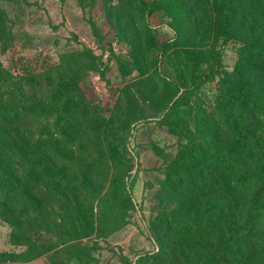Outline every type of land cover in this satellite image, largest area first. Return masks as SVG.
Masks as SVG:
<instances>
[{
    "label": "rangeland",
    "instance_id": "1",
    "mask_svg": "<svg viewBox=\"0 0 264 264\" xmlns=\"http://www.w3.org/2000/svg\"><path fill=\"white\" fill-rule=\"evenodd\" d=\"M0 100V264H264V0H0Z\"/></svg>",
    "mask_w": 264,
    "mask_h": 264
},
{
    "label": "trees",
    "instance_id": "2",
    "mask_svg": "<svg viewBox=\"0 0 264 264\" xmlns=\"http://www.w3.org/2000/svg\"><path fill=\"white\" fill-rule=\"evenodd\" d=\"M234 79L240 83L247 80L245 75L240 72L234 73ZM13 90L23 102L29 99L43 102V98H23V92L17 86H14ZM1 103H4V100H0ZM253 154L256 162H258L260 160L258 153L254 152ZM256 162L243 167L233 163L229 164V169L221 167L222 174L219 177L223 184L227 183L229 186L232 198L239 201L245 196H251V204L258 202L259 198L260 200L262 197L264 198V193H262V197L259 194L261 188L264 187V167ZM0 214L4 216L15 232L13 233L16 237L14 243L26 245V234L29 233L26 229V185L14 187L11 184H6L4 178L0 177ZM20 254H26V247ZM12 259L26 260V256Z\"/></svg>",
    "mask_w": 264,
    "mask_h": 264
}]
</instances>
